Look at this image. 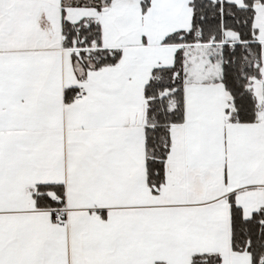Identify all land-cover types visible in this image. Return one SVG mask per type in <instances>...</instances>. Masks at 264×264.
Listing matches in <instances>:
<instances>
[{
	"label": "snow or ice",
	"instance_id": "snow-or-ice-1",
	"mask_svg": "<svg viewBox=\"0 0 264 264\" xmlns=\"http://www.w3.org/2000/svg\"><path fill=\"white\" fill-rule=\"evenodd\" d=\"M0 264H264V0H0Z\"/></svg>",
	"mask_w": 264,
	"mask_h": 264
}]
</instances>
